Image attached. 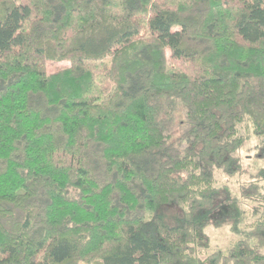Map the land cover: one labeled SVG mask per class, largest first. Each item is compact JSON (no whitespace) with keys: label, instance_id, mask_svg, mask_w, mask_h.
<instances>
[{"label":"trees","instance_id":"obj_1","mask_svg":"<svg viewBox=\"0 0 264 264\" xmlns=\"http://www.w3.org/2000/svg\"><path fill=\"white\" fill-rule=\"evenodd\" d=\"M251 137L264 0H0V264H264V167L205 252Z\"/></svg>","mask_w":264,"mask_h":264},{"label":"rangeland","instance_id":"obj_2","mask_svg":"<svg viewBox=\"0 0 264 264\" xmlns=\"http://www.w3.org/2000/svg\"><path fill=\"white\" fill-rule=\"evenodd\" d=\"M65 64L66 63H58L56 67L59 68ZM47 67L51 69L53 64L48 63ZM258 144L259 140L255 137H251L246 145L239 151L238 155L241 158L243 169L240 174L233 177H227L221 173L216 174L215 186L219 190L220 201L224 202V200L227 201V199H235L237 205L232 207L231 204H224L221 207L222 210L220 209L213 214V222L206 229V233L211 242V248L205 251L207 254L211 253L214 249H226L236 238V235H233L231 232L230 226L224 225L217 227L213 223H217V221L222 222L225 219H227V221H233L234 215H238L242 216L240 228L244 227L245 216L249 215V211L247 206L239 199L238 186L241 182L249 181L250 177L254 175L259 168L264 167V160L255 157ZM165 210L170 217H175L177 215L176 209L169 208ZM203 257L204 255L202 258Z\"/></svg>","mask_w":264,"mask_h":264}]
</instances>
